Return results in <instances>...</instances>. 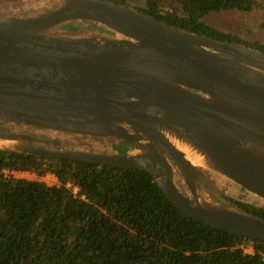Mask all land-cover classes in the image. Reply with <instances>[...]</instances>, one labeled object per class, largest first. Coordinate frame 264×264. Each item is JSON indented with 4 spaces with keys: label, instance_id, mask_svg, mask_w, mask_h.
Wrapping results in <instances>:
<instances>
[{
    "label": "water",
    "instance_id": "1",
    "mask_svg": "<svg viewBox=\"0 0 264 264\" xmlns=\"http://www.w3.org/2000/svg\"><path fill=\"white\" fill-rule=\"evenodd\" d=\"M71 21L112 36L54 30ZM0 152L145 170L186 217L264 242L208 193L264 207V53L106 0H0Z\"/></svg>",
    "mask_w": 264,
    "mask_h": 264
},
{
    "label": "trees",
    "instance_id": "2",
    "mask_svg": "<svg viewBox=\"0 0 264 264\" xmlns=\"http://www.w3.org/2000/svg\"><path fill=\"white\" fill-rule=\"evenodd\" d=\"M106 1L264 53V43L241 41L203 21L211 13L250 12L253 0H179L181 12L163 10V0L137 6ZM78 24L54 30L78 32ZM21 172L39 179L52 175L56 184L13 175ZM229 202L228 208L264 220V207ZM263 256L264 242L210 228L179 212L145 170L0 152V264H264Z\"/></svg>",
    "mask_w": 264,
    "mask_h": 264
},
{
    "label": "rangeland",
    "instance_id": "3",
    "mask_svg": "<svg viewBox=\"0 0 264 264\" xmlns=\"http://www.w3.org/2000/svg\"><path fill=\"white\" fill-rule=\"evenodd\" d=\"M126 1L131 6H137V5H141L144 0H126ZM170 8H174L178 12H181L179 0H163L162 9L167 10ZM203 21L208 25L212 26L213 28L220 30L224 33L234 34L241 41L244 42L259 41L264 43V0H253V7L250 12L224 11L218 13H211L208 16H206L203 19ZM78 25L80 27L79 28L80 30L78 32L84 31L89 34L97 33L99 35L106 34L112 36L107 31H105L103 27L98 26L96 24L81 22ZM27 129L29 131L34 132L35 133L34 135L37 136L47 137L50 136L51 134V132L49 131L40 130L36 128H27ZM52 134L55 135V133ZM109 146L112 147V144H109ZM99 149H101V151H106L108 149L110 150V148L106 147L105 145H100ZM13 175L16 178H23L27 180H38L47 184L48 186H52L56 184V179L52 175H46L40 179L37 178L35 175L26 172L23 174L16 173ZM222 188L227 193L233 192L234 194L233 197H235L236 199L245 201L244 194L239 193V190L237 188L230 186L228 183L226 184L222 183ZM247 252H250L249 249L247 250Z\"/></svg>",
    "mask_w": 264,
    "mask_h": 264
},
{
    "label": "flooded vegetation",
    "instance_id": "4",
    "mask_svg": "<svg viewBox=\"0 0 264 264\" xmlns=\"http://www.w3.org/2000/svg\"><path fill=\"white\" fill-rule=\"evenodd\" d=\"M22 130H23V132L24 133H29V134H32V135H34L35 133L34 132H32V131H29L27 128H22ZM99 139L98 138H96V137H91L90 139H89V142L90 143H93V142H96V141H98ZM99 143V142H98ZM106 147H108V148H110V150L108 151V150H106L107 152H110V153H114V151L115 152H125V151H127V146L125 145V144H123V143H118V144H112V147H110L109 145H107V144H104ZM88 147L90 148V149H92L93 151H99V152H106V151H101V149H97V148H94L91 144H88ZM207 178H208V180L210 181V183L211 184H213V185H215L216 187L218 186V183L216 182V180H214L209 174H207V173H203ZM220 189H222L223 190V194H215V193H212V192H208L211 196H212V198L216 201V202H218V203H220L221 205H223V206H226L227 207V205L228 204H232L231 202H229V199H233V200H235V201H238V202H240V203H243V204H245L242 200H240V199H236L235 197H231V196H227V192L223 189V188H220Z\"/></svg>",
    "mask_w": 264,
    "mask_h": 264
},
{
    "label": "bare ground",
    "instance_id": "5",
    "mask_svg": "<svg viewBox=\"0 0 264 264\" xmlns=\"http://www.w3.org/2000/svg\"><path fill=\"white\" fill-rule=\"evenodd\" d=\"M188 157V159L193 163V164H200L201 163V159L196 156L195 154L192 156L190 153L187 152V150L183 149Z\"/></svg>",
    "mask_w": 264,
    "mask_h": 264
},
{
    "label": "built area",
    "instance_id": "6",
    "mask_svg": "<svg viewBox=\"0 0 264 264\" xmlns=\"http://www.w3.org/2000/svg\"><path fill=\"white\" fill-rule=\"evenodd\" d=\"M23 173H25V172H21V173H19V174H23ZM13 174H16V173H13ZM250 251V250H249ZM263 258H264V256H263Z\"/></svg>",
    "mask_w": 264,
    "mask_h": 264
}]
</instances>
